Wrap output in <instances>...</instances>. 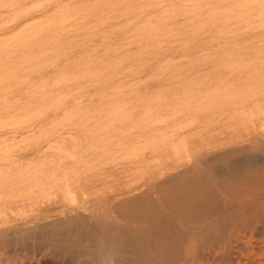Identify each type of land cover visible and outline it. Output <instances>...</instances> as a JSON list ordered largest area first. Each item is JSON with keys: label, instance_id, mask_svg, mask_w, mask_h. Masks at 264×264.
Here are the masks:
<instances>
[{"label": "rangeland", "instance_id": "obj_1", "mask_svg": "<svg viewBox=\"0 0 264 264\" xmlns=\"http://www.w3.org/2000/svg\"><path fill=\"white\" fill-rule=\"evenodd\" d=\"M262 14L264 0H0V165L28 162L37 149L66 153L70 177L105 196L262 134ZM225 87L258 97L239 106L241 99L222 96ZM26 201L7 217L74 203L59 192L32 207ZM255 226L228 263L217 257L221 264H264V224ZM30 242L1 249V264L58 263ZM205 243L197 256L213 245Z\"/></svg>", "mask_w": 264, "mask_h": 264}, {"label": "bare ground", "instance_id": "obj_2", "mask_svg": "<svg viewBox=\"0 0 264 264\" xmlns=\"http://www.w3.org/2000/svg\"><path fill=\"white\" fill-rule=\"evenodd\" d=\"M222 90L226 93L221 92L222 96L241 99L239 106L258 97V92L251 90L243 92L226 87ZM262 134L208 149L190 162L160 171L144 185H128L105 196L87 194L88 184L79 185L78 180L70 177L71 168L63 161L66 153L55 157L37 149L28 162L3 163L0 165V250L11 245L25 246L32 241L39 250L47 249V254L59 264H221L222 259L228 260L226 256L234 255L231 252L234 243L238 244L246 233L251 234L257 222L264 224ZM81 160L86 164L89 158ZM7 191L21 196V201L6 197L3 193ZM58 192L72 198L74 203L58 213H51L58 208L57 201H53L43 206L38 216L7 217L15 207L19 210L24 206V199L32 207L33 199L55 197ZM200 242L213 243L212 250L222 247L213 252L209 248L197 256L194 250Z\"/></svg>", "mask_w": 264, "mask_h": 264}]
</instances>
